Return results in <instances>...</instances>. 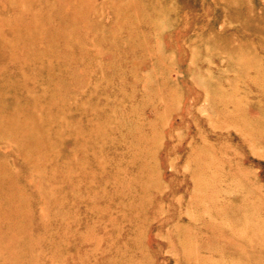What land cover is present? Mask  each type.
I'll use <instances>...</instances> for the list:
<instances>
[{
	"label": "rangeland",
	"instance_id": "rangeland-1",
	"mask_svg": "<svg viewBox=\"0 0 264 264\" xmlns=\"http://www.w3.org/2000/svg\"><path fill=\"white\" fill-rule=\"evenodd\" d=\"M0 264H264V0H0Z\"/></svg>",
	"mask_w": 264,
	"mask_h": 264
},
{
	"label": "bare ground",
	"instance_id": "bare-ground-1",
	"mask_svg": "<svg viewBox=\"0 0 264 264\" xmlns=\"http://www.w3.org/2000/svg\"><path fill=\"white\" fill-rule=\"evenodd\" d=\"M9 208H11V207H9ZM10 210V209H9Z\"/></svg>",
	"mask_w": 264,
	"mask_h": 264
}]
</instances>
